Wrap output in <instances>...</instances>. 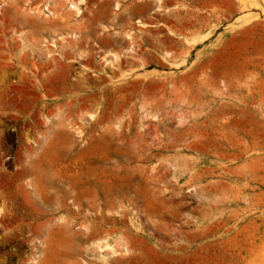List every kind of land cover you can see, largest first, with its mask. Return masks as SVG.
Segmentation results:
<instances>
[{
    "label": "rangeland",
    "instance_id": "rangeland-1",
    "mask_svg": "<svg viewBox=\"0 0 264 264\" xmlns=\"http://www.w3.org/2000/svg\"><path fill=\"white\" fill-rule=\"evenodd\" d=\"M68 3L0 0V264H264V0Z\"/></svg>",
    "mask_w": 264,
    "mask_h": 264
},
{
    "label": "bare ground",
    "instance_id": "bare-ground-1",
    "mask_svg": "<svg viewBox=\"0 0 264 264\" xmlns=\"http://www.w3.org/2000/svg\"><path fill=\"white\" fill-rule=\"evenodd\" d=\"M69 8L72 9L73 7L70 6ZM43 11H47V10L43 9ZM46 59L49 60L48 57ZM52 59H54V58H52ZM32 84H33L32 88L35 91V95H36V97H34L35 100L33 101V104H38L39 108L37 109V112L36 111L34 112L35 113L34 114L35 115L34 119H30L29 120V125L27 126V128L24 127L26 125L23 126L24 128H26L25 133L26 134L30 133L32 135H35L36 133H40L39 136H40V139H42V141L43 140L45 141L47 139V137L54 139V138H56L59 135H63V130L62 129H60L59 127H56V126L55 127L50 126V123L48 122V117L52 115L54 109H48L49 106L45 102V101H48L47 97H46L45 94L41 95V92H43V90H45L44 87H43V82L40 81V80H37L34 83L32 81ZM32 100H33V98H32ZM26 106H27V104H26ZM23 110H24V108H23ZM25 112H27V111L25 110ZM49 121H50V119H49ZM24 128L22 129L23 131H24ZM19 129H20V127H19ZM75 132H78V131H75ZM34 138H35V136H34ZM34 145L38 146V145H40V142L35 141ZM26 150H27V148H26ZM27 151L29 152V150H27ZM51 207L52 208L54 207V210L60 211V210H64L66 208V204H65V202L63 200H58V201H56V203H54V205H51ZM78 215H79V213H78ZM83 219H84L83 220L84 221L83 222L84 229L86 230V232H88L91 229V226H89L88 224L86 225L87 219L85 217H83ZM50 222H51L50 219H46L44 221V223H43V228L44 229H43L42 232L40 230H38V229H34V230H32V232H30L27 235L26 244L31 249V253H30L31 257L29 259H26L27 264H43V262H45V259H46V246H47V243H48V239L50 237V228H49V225H48ZM37 227H38V225H37ZM3 240H4V238H3ZM122 250H123L124 254H125V252L127 253V251H128L125 248L122 249Z\"/></svg>",
    "mask_w": 264,
    "mask_h": 264
},
{
    "label": "crops",
    "instance_id": "crops-1",
    "mask_svg": "<svg viewBox=\"0 0 264 264\" xmlns=\"http://www.w3.org/2000/svg\"><path fill=\"white\" fill-rule=\"evenodd\" d=\"M81 2H83V0H75L74 2L71 1V0H69V3H68V4L72 3V5H70V6L73 7V8L70 9V10H75V11H76V6H77L78 4H80Z\"/></svg>",
    "mask_w": 264,
    "mask_h": 264
}]
</instances>
